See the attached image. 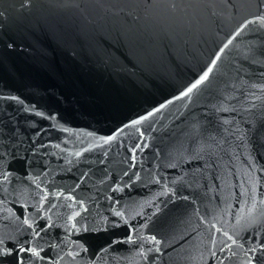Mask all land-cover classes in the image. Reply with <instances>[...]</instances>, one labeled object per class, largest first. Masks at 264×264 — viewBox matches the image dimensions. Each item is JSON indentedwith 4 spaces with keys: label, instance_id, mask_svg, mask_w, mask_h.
I'll use <instances>...</instances> for the list:
<instances>
[{
    "label": "water",
    "instance_id": "1",
    "mask_svg": "<svg viewBox=\"0 0 264 264\" xmlns=\"http://www.w3.org/2000/svg\"><path fill=\"white\" fill-rule=\"evenodd\" d=\"M0 264H264V0H0Z\"/></svg>",
    "mask_w": 264,
    "mask_h": 264
}]
</instances>
